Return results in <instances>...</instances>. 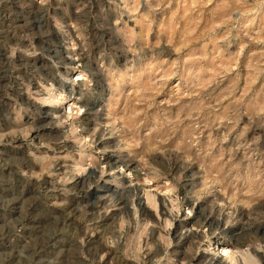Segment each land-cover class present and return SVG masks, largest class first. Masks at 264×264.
<instances>
[{"label": "clouds", "instance_id": "obj_1", "mask_svg": "<svg viewBox=\"0 0 264 264\" xmlns=\"http://www.w3.org/2000/svg\"><path fill=\"white\" fill-rule=\"evenodd\" d=\"M30 3L0 264H264V0Z\"/></svg>", "mask_w": 264, "mask_h": 264}, {"label": "rangeland", "instance_id": "obj_2", "mask_svg": "<svg viewBox=\"0 0 264 264\" xmlns=\"http://www.w3.org/2000/svg\"><path fill=\"white\" fill-rule=\"evenodd\" d=\"M35 14V5L30 0H0V112L31 103L25 88L31 93L40 73L33 71L34 65L27 62L26 57L18 55L14 61L9 60L5 48L12 40L32 38L26 21L34 18ZM27 213L26 202L24 215L20 217L22 221Z\"/></svg>", "mask_w": 264, "mask_h": 264}, {"label": "bare ground", "instance_id": "obj_3", "mask_svg": "<svg viewBox=\"0 0 264 264\" xmlns=\"http://www.w3.org/2000/svg\"><path fill=\"white\" fill-rule=\"evenodd\" d=\"M31 84V83H30ZM3 86V85H2ZM25 102V101H24ZM27 102V101H26ZM27 104V103H26ZM30 104V103H29Z\"/></svg>", "mask_w": 264, "mask_h": 264}]
</instances>
